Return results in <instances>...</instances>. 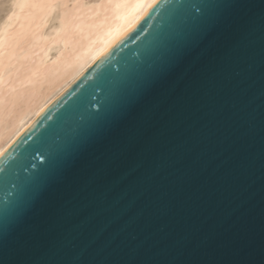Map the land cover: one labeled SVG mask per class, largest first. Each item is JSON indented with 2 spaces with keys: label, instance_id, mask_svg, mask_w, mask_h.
Here are the masks:
<instances>
[{
  "label": "water",
  "instance_id": "water-1",
  "mask_svg": "<svg viewBox=\"0 0 264 264\" xmlns=\"http://www.w3.org/2000/svg\"><path fill=\"white\" fill-rule=\"evenodd\" d=\"M245 2L252 27L182 103H163L142 160L86 184L54 232L19 215L21 164L41 137L64 120L75 125L106 67L151 41L178 9L227 11L235 0H160L15 140L0 157V264H264V0Z\"/></svg>",
  "mask_w": 264,
  "mask_h": 264
},
{
  "label": "snow or ice",
  "instance_id": "snow-or-ice-1",
  "mask_svg": "<svg viewBox=\"0 0 264 264\" xmlns=\"http://www.w3.org/2000/svg\"><path fill=\"white\" fill-rule=\"evenodd\" d=\"M213 7L217 11L210 13ZM249 7L245 0H235L227 11L189 4L151 41L110 63L93 93L79 102L85 113L79 121L53 125L33 148L31 159L21 164L28 175L19 215L31 213L37 232H54L71 210L69 200L86 184L133 169L149 146L146 129L163 103H182L221 51L252 27ZM35 159L41 163H33Z\"/></svg>",
  "mask_w": 264,
  "mask_h": 264
},
{
  "label": "bare ground",
  "instance_id": "bare-ground-1",
  "mask_svg": "<svg viewBox=\"0 0 264 264\" xmlns=\"http://www.w3.org/2000/svg\"><path fill=\"white\" fill-rule=\"evenodd\" d=\"M160 0H10L0 18V157Z\"/></svg>",
  "mask_w": 264,
  "mask_h": 264
},
{
  "label": "rangeland",
  "instance_id": "rangeland-1",
  "mask_svg": "<svg viewBox=\"0 0 264 264\" xmlns=\"http://www.w3.org/2000/svg\"><path fill=\"white\" fill-rule=\"evenodd\" d=\"M9 1L10 0H0V18L2 17V15L7 10L8 5H9Z\"/></svg>",
  "mask_w": 264,
  "mask_h": 264
}]
</instances>
